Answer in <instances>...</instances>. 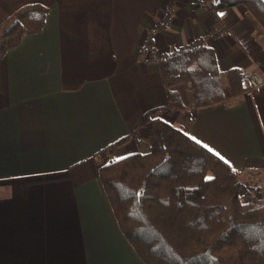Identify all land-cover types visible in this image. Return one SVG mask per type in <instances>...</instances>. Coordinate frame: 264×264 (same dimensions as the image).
Listing matches in <instances>:
<instances>
[{
  "label": "crops",
  "instance_id": "crops-1",
  "mask_svg": "<svg viewBox=\"0 0 264 264\" xmlns=\"http://www.w3.org/2000/svg\"><path fill=\"white\" fill-rule=\"evenodd\" d=\"M213 2L0 0V23L27 4L49 8L40 33L0 56V264H146L99 176L111 158L148 151L145 114L219 153L264 196L255 181L264 175V83L209 105L179 85L183 107L174 108L162 80L159 61L191 45L210 49L223 77L264 74L259 22L242 5Z\"/></svg>",
  "mask_w": 264,
  "mask_h": 264
},
{
  "label": "trees",
  "instance_id": "trees-1",
  "mask_svg": "<svg viewBox=\"0 0 264 264\" xmlns=\"http://www.w3.org/2000/svg\"><path fill=\"white\" fill-rule=\"evenodd\" d=\"M235 5L264 30V0L213 2L219 9ZM48 12L31 3L5 18L0 56L24 35L40 33ZM159 67L174 108L183 107L179 85L188 86L200 105L253 89L238 68L223 77L205 46L181 48ZM141 122L150 125L148 151L111 158L99 169L117 222L140 258L146 264H264V196L258 188L183 129L148 114Z\"/></svg>",
  "mask_w": 264,
  "mask_h": 264
},
{
  "label": "built area",
  "instance_id": "built-area-1",
  "mask_svg": "<svg viewBox=\"0 0 264 264\" xmlns=\"http://www.w3.org/2000/svg\"><path fill=\"white\" fill-rule=\"evenodd\" d=\"M207 6L209 7L210 5L207 4ZM166 15H165V18L163 20V25L165 27H168L171 25V23L173 22V8L171 5L167 6L166 8ZM158 29V28H156ZM229 33V30L228 29H222L220 31H213L211 32L210 34H208L207 36L203 37L201 40H199L197 42V44H200V43H205L208 39L210 38H220V37H224L226 36L227 34ZM150 38L148 37L147 40H149ZM192 47V45L190 46ZM250 80L252 82V88L253 89H256L258 88V86H260L261 84L264 83V74L260 73L259 71H253L251 74H250ZM255 181L260 183V182H263L264 181V175L263 174H258L255 178Z\"/></svg>",
  "mask_w": 264,
  "mask_h": 264
},
{
  "label": "snow or ice",
  "instance_id": "snow-or-ice-1",
  "mask_svg": "<svg viewBox=\"0 0 264 264\" xmlns=\"http://www.w3.org/2000/svg\"><path fill=\"white\" fill-rule=\"evenodd\" d=\"M218 2V0H217ZM220 15H224L223 13H220ZM193 139H195V137H193ZM205 147H208L207 145H204ZM217 155H219V153H217ZM208 179H212L211 177H208Z\"/></svg>",
  "mask_w": 264,
  "mask_h": 264
}]
</instances>
